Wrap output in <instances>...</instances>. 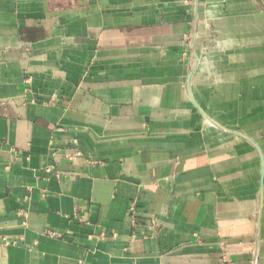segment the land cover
Instances as JSON below:
<instances>
[{"label":"crops","instance_id":"crops-1","mask_svg":"<svg viewBox=\"0 0 264 264\" xmlns=\"http://www.w3.org/2000/svg\"><path fill=\"white\" fill-rule=\"evenodd\" d=\"M0 264H264V4L0 0Z\"/></svg>","mask_w":264,"mask_h":264},{"label":"water","instance_id":"water-1","mask_svg":"<svg viewBox=\"0 0 264 264\" xmlns=\"http://www.w3.org/2000/svg\"><path fill=\"white\" fill-rule=\"evenodd\" d=\"M264 4V0H260Z\"/></svg>","mask_w":264,"mask_h":264}]
</instances>
